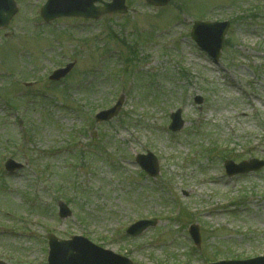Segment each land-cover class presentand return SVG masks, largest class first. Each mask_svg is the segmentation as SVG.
<instances>
[{
  "label": "rangeland",
  "instance_id": "obj_1",
  "mask_svg": "<svg viewBox=\"0 0 264 264\" xmlns=\"http://www.w3.org/2000/svg\"><path fill=\"white\" fill-rule=\"evenodd\" d=\"M44 2L18 0L20 13L0 34V72L13 75L12 79L0 77V87L6 85L5 91L13 94L32 78L47 79L56 68L77 63L68 84L53 91V102L58 103L43 101L29 113L24 111L27 125L23 128L27 139L31 138L28 149L33 165L19 179L4 181L0 176V230L10 227L22 236L0 237V262L46 264L48 231L62 239L87 237L136 264H206L200 259L203 256H216L214 260L264 256V169L226 178L220 162L224 157L215 152L219 148L232 151L225 155L236 161L264 160V11L255 19L244 15L256 6L264 8V0H172L165 9L148 8L145 0H127L130 11L125 17L107 16L87 25L79 22L74 31L66 29L67 22L43 27L36 13ZM179 5L186 8L181 14ZM147 11L158 14L146 17ZM185 17L232 23L220 66L192 43ZM110 33L117 39L110 38ZM138 36L148 41L141 42ZM118 39L128 46L143 45H134L141 75L119 73L123 64L116 55L102 59L106 50H127ZM103 62V72L90 71ZM47 84L42 81L41 90ZM57 89H71L69 98L64 100ZM122 91L128 99L120 117L109 124L91 125L98 129V140L103 136L105 151L78 160L62 153L57 160L38 164V149L64 146L69 136L77 138L81 149L86 140L76 136V129L82 130L86 118L114 105ZM195 96L204 98L202 110L195 105ZM63 100L76 109L73 114L60 108ZM178 108L183 109L186 124L180 134L173 135L168 130L170 114ZM7 119L0 115L2 166L20 136L19 127L8 126ZM33 125L36 131L30 134ZM7 137L12 140L5 144ZM213 148L212 159L203 155L204 149ZM147 150L160 157L162 176L154 180L143 178L131 162ZM69 162L74 170L64 169ZM46 164L48 173L41 178ZM49 182L54 183L47 188ZM4 183L16 192L10 195ZM53 188L62 191L60 195L49 191ZM24 193L36 195L45 207L30 209ZM62 194H66L62 199L71 200L73 212L66 220L57 216ZM179 207L194 214L193 223L202 231L198 252L187 231H180L173 220ZM138 218H157L156 230L150 229L140 239L123 238Z\"/></svg>",
  "mask_w": 264,
  "mask_h": 264
},
{
  "label": "water",
  "instance_id": "obj_2",
  "mask_svg": "<svg viewBox=\"0 0 264 264\" xmlns=\"http://www.w3.org/2000/svg\"><path fill=\"white\" fill-rule=\"evenodd\" d=\"M95 0H49L48 5L44 9V15L47 19H52L57 15H70V16H85L99 18L101 15L118 11L123 8L125 0H113V5H105L103 9H97L93 7ZM164 3L151 1L155 5H164ZM49 6V7H48ZM61 10L66 14L49 15L48 11ZM16 7L13 0H0V28L6 27L9 20L15 15ZM228 28V25L223 26H211L207 24H196L193 32V38L197 41L201 48L206 50L211 55H219L218 50L213 51V48L221 47L224 34ZM219 38L217 39L218 35ZM112 114V113H111ZM262 164H255L253 166L241 165L238 167H232V174L239 172H247L250 170H256L261 168ZM75 242H70L65 245L64 250L66 253L64 264H130L126 260H122L114 257L111 253H107L97 249L90 245L86 240L77 239ZM56 243V242H55ZM60 250V251H61ZM78 254L74 255V251ZM64 259L59 258L60 264H63ZM55 264H59L56 262Z\"/></svg>",
  "mask_w": 264,
  "mask_h": 264
}]
</instances>
